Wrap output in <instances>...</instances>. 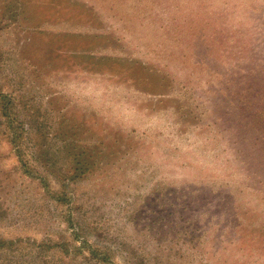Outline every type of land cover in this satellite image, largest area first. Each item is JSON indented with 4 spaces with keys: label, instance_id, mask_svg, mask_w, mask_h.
<instances>
[{
    "label": "rangeland",
    "instance_id": "374dc122",
    "mask_svg": "<svg viewBox=\"0 0 264 264\" xmlns=\"http://www.w3.org/2000/svg\"><path fill=\"white\" fill-rule=\"evenodd\" d=\"M0 264H264V0H0Z\"/></svg>",
    "mask_w": 264,
    "mask_h": 264
}]
</instances>
